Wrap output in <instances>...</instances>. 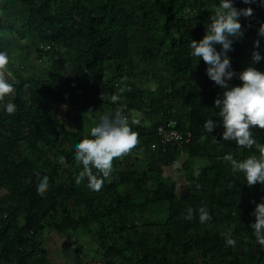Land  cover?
<instances>
[{
	"label": "trees",
	"instance_id": "16d2710c",
	"mask_svg": "<svg viewBox=\"0 0 264 264\" xmlns=\"http://www.w3.org/2000/svg\"><path fill=\"white\" fill-rule=\"evenodd\" d=\"M9 1L3 12L19 5L24 18L20 26L0 22V50L11 54L5 32L39 43L52 79L65 80L69 103L92 100L100 109L106 105L107 113L123 109L139 121L132 126L150 155L143 168L127 162L126 154L115 159L99 190L90 188L87 178L77 184L83 166L76 163L73 146L90 133H73L55 114V99L46 102L60 84L17 76L13 93L0 99V192L8 194L0 205V264H52L46 232L95 239L98 264H264V245L251 228L256 204L264 202V184L249 186L244 173L223 158L230 152L242 160L259 150L223 140L214 104L222 89L207 76L205 62L191 55V40L203 38L219 0ZM234 6L253 13L239 18L242 35L228 53L232 68L238 74L253 64L264 71V60H252L253 51L264 55V37L258 34L264 2L234 0ZM143 68L159 83L155 92L139 85ZM229 83L240 81L234 77ZM9 100L16 105L13 113L4 110ZM135 113L142 117L134 119ZM208 118L217 121L212 134L203 127ZM170 121L180 132H191L192 142L152 150L156 127ZM254 135L264 143V129L257 126ZM181 159L187 189L178 194L163 168ZM37 173L49 177L44 194L37 192ZM201 206L211 212V221L201 223L198 211L184 219L189 207ZM229 235L235 246L226 244Z\"/></svg>",
	"mask_w": 264,
	"mask_h": 264
},
{
	"label": "clouds",
	"instance_id": "9594fccd",
	"mask_svg": "<svg viewBox=\"0 0 264 264\" xmlns=\"http://www.w3.org/2000/svg\"><path fill=\"white\" fill-rule=\"evenodd\" d=\"M245 4L252 0H243ZM264 2V0H262ZM253 13L252 8L238 9L234 6V0H219L214 14L210 16V23L206 26V32L199 41L191 40V55L202 59L206 67V74L215 85L222 89V95L215 99V108L219 109V122L223 126L222 138L225 141H235L237 146L251 149L255 146L259 150L258 155H249L242 160H237L232 153H225L224 159L229 161L234 171L244 173L249 186L257 183L264 184V143H257L254 129L258 126L264 129V71L259 70L253 64L246 66L241 72L232 68L231 58L228 55L233 50L234 39L242 35L240 17H248ZM258 34L264 37V24L258 29ZM217 44L221 48L217 49ZM260 41L255 42L259 49ZM252 60L260 62L264 55L260 51H253ZM10 57L7 51L0 50V99L10 96L14 91V83L11 82V73L8 70ZM236 77L240 83L230 85V81ZM111 99L118 100L113 94ZM4 110L13 113L16 110L14 102L9 100L4 104ZM139 121H131L124 114L123 109L114 113H106L101 116L99 122L90 128V135L85 136L74 144V159L82 170L76 176V183L80 184L87 178L88 186L99 190L105 180L114 170V160L127 154L139 143V133L133 129V124ZM217 121L213 118L205 120L203 127L206 132L213 133L217 127ZM214 143L219 144L212 135ZM64 162V157H60ZM94 169L96 170L94 172ZM196 174H199L197 170ZM37 192L44 194L49 188V177L40 176ZM199 213L201 223L212 220V214L206 206L195 210L187 209L184 219L191 220L195 212ZM255 222L251 224L254 235L261 245H264V202L256 204ZM237 241L229 235L226 244L235 246Z\"/></svg>",
	"mask_w": 264,
	"mask_h": 264
},
{
	"label": "rangeland",
	"instance_id": "374dc122",
	"mask_svg": "<svg viewBox=\"0 0 264 264\" xmlns=\"http://www.w3.org/2000/svg\"><path fill=\"white\" fill-rule=\"evenodd\" d=\"M1 1L2 6L0 7V22L9 25L13 21L17 23V26H20V22L24 18L23 8L19 5H10L13 8L11 7V9L9 8L7 12H3L2 7L7 6L10 1ZM2 36L4 37V40L9 41V43L11 44V54L9 56L10 63L7 66L9 72L11 73L10 80L15 81L17 76H22L30 79L43 78L45 81H51L53 83L60 84L58 90H56L52 95L53 97L50 100L47 99L46 102L52 103V99H55V114L63 121H68L69 128L73 133H80L84 130H87L90 133V128L97 122H99L102 115L108 112V107L106 105H103L100 109L98 108V105L95 103V101L92 100H82L78 106L71 105L69 103L70 97L67 90L68 88L65 84V80L62 81L60 79H57L56 81H54L52 79L53 76L50 70V63L48 61L49 58H46L47 60H42L37 51L39 48V43H36L32 40L24 41L6 32L3 33ZM71 73L72 68L69 67L65 76L68 77L69 75H71ZM152 76L153 75H150V71L148 69L143 68L141 71V80L138 79L139 85H142L150 93L155 92L157 88H159V83L155 81L154 78H151ZM31 95L32 92L30 91L26 99L30 100ZM35 98L40 101V99L42 100L43 97L40 95H36ZM132 117L134 119H140L142 115H140L139 113H135ZM129 120L131 121V119ZM144 122H146V118L144 119ZM147 125H150V121L147 123ZM141 141L142 140H140V143L126 154L129 157V160L127 162H129L130 164L133 163L137 168L145 167L144 165L148 161L146 157L149 153L144 150V144L142 145ZM136 157H141L139 159H141L142 161L138 162ZM183 162L184 160L181 159L175 164V167H169V169L168 167L167 169L165 168L167 175L174 177L177 174L184 182V174L181 171ZM172 169H175L174 172ZM7 196V192H0V200L3 201L0 203V205H6H4V201H7ZM49 234L50 233L46 232V236H49ZM54 235L59 236L62 234L55 232ZM79 237H82L79 241H83L82 244L87 245L86 249H84L83 252L88 253V256L90 258H93L94 256V258L97 259L96 252L99 246L98 242L89 236L87 237L85 235H81ZM51 240L54 242L53 236ZM51 240L50 242L48 241V246L51 244Z\"/></svg>",
	"mask_w": 264,
	"mask_h": 264
},
{
	"label": "crops",
	"instance_id": "0c3cea01",
	"mask_svg": "<svg viewBox=\"0 0 264 264\" xmlns=\"http://www.w3.org/2000/svg\"><path fill=\"white\" fill-rule=\"evenodd\" d=\"M148 122L149 120L146 119L144 127L150 126L147 125ZM173 167H175V165ZM172 170L174 172L175 169ZM163 171L166 176L171 177V185L174 192L178 194H183L187 189L185 179L183 182L180 179L179 175L176 174V176L172 177L170 175H167L165 168H163ZM52 236L54 238V242L51 240ZM81 238L82 237L73 236L71 234H63L59 236L54 235V233L49 234V236L46 237L44 247L48 252V258L50 262L52 264H98V261L94 259V256L93 258H90L88 256V253L83 252L84 249H86L87 245L82 244L83 241H79L81 240ZM50 240L51 244L48 246V241L50 242Z\"/></svg>",
	"mask_w": 264,
	"mask_h": 264
},
{
	"label": "built area",
	"instance_id": "2783aa9c",
	"mask_svg": "<svg viewBox=\"0 0 264 264\" xmlns=\"http://www.w3.org/2000/svg\"><path fill=\"white\" fill-rule=\"evenodd\" d=\"M48 49V48H47ZM44 48V50H47ZM156 142L152 144L151 149L161 146H175L177 148L189 145L193 140L191 132H180L177 129V123L170 121L169 123L159 124L155 130Z\"/></svg>",
	"mask_w": 264,
	"mask_h": 264
},
{
	"label": "water",
	"instance_id": "95a60500",
	"mask_svg": "<svg viewBox=\"0 0 264 264\" xmlns=\"http://www.w3.org/2000/svg\"><path fill=\"white\" fill-rule=\"evenodd\" d=\"M6 192V191H5Z\"/></svg>",
	"mask_w": 264,
	"mask_h": 264
}]
</instances>
